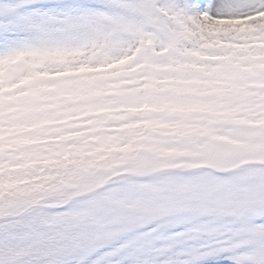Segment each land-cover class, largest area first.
<instances>
[{"label":"rangeland","instance_id":"374dc122","mask_svg":"<svg viewBox=\"0 0 264 264\" xmlns=\"http://www.w3.org/2000/svg\"><path fill=\"white\" fill-rule=\"evenodd\" d=\"M5 33L0 71L24 66L22 83L43 80L57 90L52 79L59 71L65 84L83 87L71 102L49 109L56 123L88 118L85 138H96L65 159L106 154L120 124L122 135L134 134L142 108L156 122L193 107L215 127L197 151L221 174L93 185L75 168L56 172L54 188L44 190L52 203L78 197L55 214L66 217L69 245L46 250L49 264H264V111L251 106L247 92L264 89V0H0ZM241 122L257 129L222 130ZM215 133L235 139L234 146H213ZM10 135L0 129V151ZM121 158H99L98 170L122 171ZM244 161L260 164L235 167ZM164 165L170 166L144 156L131 167L144 175ZM37 213L44 221H36H48ZM15 223L0 227V264L26 247L25 230L10 241L3 237Z\"/></svg>","mask_w":264,"mask_h":264},{"label":"trees","instance_id":"16d2710c","mask_svg":"<svg viewBox=\"0 0 264 264\" xmlns=\"http://www.w3.org/2000/svg\"><path fill=\"white\" fill-rule=\"evenodd\" d=\"M252 92L255 93V97L256 95L260 96L264 94V90ZM176 121L177 120L175 119L173 122L163 124L159 129L155 130L154 134L151 135V138L153 139L152 141H159V144H163L162 141L167 142L166 145L158 148L159 154L164 155L165 153L172 152V150L169 148V145L170 137L173 138L174 133L180 135L182 137L181 141L185 143L186 141L184 136L195 138L201 134H204V136L207 135L208 137L206 139L209 142L212 131L215 128H210L209 124H204V122L209 123V117L202 113H199L196 117L190 118V121H193L197 124L189 127L188 130L180 129L176 125ZM229 124L230 123H225L224 128L232 130V127ZM175 125V130L172 131V127ZM24 130L25 131L20 135V138H18L14 143L15 153L12 154V159L14 160L13 165L0 167V217H2L5 212L12 209L16 204H24L26 207H32L28 213H34L32 215L35 220H43L37 216L39 215L37 212H40L44 216H48V221L45 220V222H38V225L41 227V230L39 231L46 234H42L39 240L34 238L35 235L27 234L24 238H22L26 243V249L21 250L20 252L24 253L28 250V248L30 249L31 246H36L39 244L42 246V250L44 252H46L48 249L54 251L53 249L62 248V239L64 238V235L63 233L58 235L56 245L51 243V238L49 235H52L51 232L56 231L55 229L52 231L51 228L63 227L60 222L57 223L56 226L52 225L54 220H57L55 218L56 209L43 208L42 206L47 207V205L50 206L57 203H52V199L48 197L46 191H44L54 188L55 181H53V177L55 173L61 171L62 174L65 175L67 174L65 171L66 169L75 168L81 181L88 177L92 179L91 183L93 185H97L98 180L105 182L111 179L109 183H112L122 180V178L114 180L112 178H116L118 173L113 175L109 172L106 173L98 170V159H103L104 157L101 154L91 152L85 155V153H83L77 158L69 157L65 159L66 156L68 157V153H70L71 156V153L81 151V146L88 144L85 142V133L87 130L84 128L76 129L73 128L71 124H68L55 127H24ZM58 131H61L59 136ZM115 135H117L118 140H121V138L118 136V133H115ZM132 138L135 142H139L138 144L134 145L136 149H138L140 143H142V149L144 148V144L142 140H140L141 136L138 131L134 132ZM219 141L223 142L224 140L220 139ZM122 148L123 146L120 147L121 152ZM60 151H64L63 153H65L66 156H59L58 153ZM24 152L26 154L25 156L23 155ZM81 156H83V158H80ZM78 159H80L81 162H78ZM59 162H62L70 167L61 168L55 171L59 166ZM194 174V171L189 169V171L185 172L183 175ZM50 177H52V179L49 181ZM123 177L126 181L127 177ZM15 221L16 220H10L5 223L11 224ZM33 229L36 228L34 227ZM44 229L45 231H43Z\"/></svg>","mask_w":264,"mask_h":264}]
</instances>
